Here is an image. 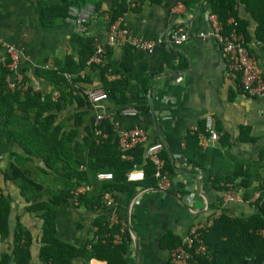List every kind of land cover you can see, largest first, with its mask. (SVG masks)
I'll list each match as a JSON object with an SVG mask.
<instances>
[{
  "label": "crops",
  "instance_id": "obj_1",
  "mask_svg": "<svg viewBox=\"0 0 264 264\" xmlns=\"http://www.w3.org/2000/svg\"><path fill=\"white\" fill-rule=\"evenodd\" d=\"M66 1L95 8L96 15L89 26L90 38L104 45L110 17L114 7L122 2L120 0H0V61L6 57L2 44L12 45L20 54L9 81L19 77L28 90L52 94L53 101L58 95L53 91V84L42 74L52 72L59 75V67H63L67 57H74L77 53L74 36L63 22ZM123 1L128 11L116 21H120L131 38L152 42L156 44L155 49L152 54L129 46L110 49L101 68L91 71L87 67L80 73L75 88L84 94L101 89L103 79L113 83L107 81L108 76L126 82L125 102H105L104 115L113 124V129L114 125L116 129L143 126L148 132L149 143L164 144L161 157L169 165L165 172L170 187L164 193L156 186L143 187L141 182H133L134 187L128 192L112 195V206L103 205L102 210L95 212L78 207L76 201L73 204L80 218H89L92 237L94 221L101 213L107 219L116 215L125 222L123 231L120 227L121 233L116 235L121 241L125 232L129 235L128 264H169L166 246L172 240L182 242L194 225L208 223L220 214L250 217L256 212V200L264 202V102L245 97L240 78L226 79L225 62L215 40L199 36L211 31L210 7L205 0ZM237 10L239 17L248 22L252 39L247 49L259 63L264 77V42L255 38L256 25L243 6H238ZM175 27L184 28L191 37L180 48L169 41L168 35ZM100 69H104L103 74ZM6 84V90L11 93ZM124 108L137 110L139 118L121 117L120 111ZM77 111L74 105H63L60 114L64 112L69 118ZM91 112L96 115L94 110ZM66 124L71 126L72 122ZM201 128L203 131L197 132ZM209 130L215 133L216 140L200 148L198 141L201 136L206 138ZM195 132L201 150L215 151L213 154L209 151L210 155L202 162L201 168L194 167L184 154L185 141ZM18 151L5 131V117L0 113V194L11 200V232L19 222L33 236L31 263L37 264L35 254L39 248L37 238L41 221L22 210L17 187L3 177L11 162L10 155ZM210 169L219 178H230L234 173L247 174L249 181L252 180L251 187L258 190L250 199L244 200L242 190L233 187L239 178L233 183L212 185ZM217 187L223 188L218 190ZM71 202L60 205L58 217H65ZM58 227V239L78 247L86 243L84 240L79 244L80 237L77 236L73 242L63 232L64 228L59 232ZM12 248V237L0 241V255ZM71 264H81V259H75ZM91 264L105 262L93 259Z\"/></svg>",
  "mask_w": 264,
  "mask_h": 264
},
{
  "label": "trees",
  "instance_id": "obj_2",
  "mask_svg": "<svg viewBox=\"0 0 264 264\" xmlns=\"http://www.w3.org/2000/svg\"><path fill=\"white\" fill-rule=\"evenodd\" d=\"M114 7L109 24L127 13L125 1L120 0ZM210 13L215 14L222 23L225 32L234 29L245 40V46L251 41L248 22L241 19L238 6L242 5L256 25L255 38L264 42V0H205ZM73 2H64L66 9ZM66 12V11H65ZM65 15V14H64ZM232 19V22L229 20ZM77 53L67 57L59 75L46 72L44 79L50 81L57 93L53 101L52 94H42L28 90L9 92L5 88L3 74L5 69L0 65V113L5 117V131L11 141L17 145L18 152L10 155L11 162L3 172L5 181H10L19 191L25 203V211L34 214L40 221V236L37 240V258L41 264H71L81 259V264H90L91 260L105 264H128L126 260L129 235H123L120 243H114V236L120 234V226L109 227L108 219L100 214L94 221L93 237L83 246L78 247L62 241L57 235V214L63 202L74 198L73 192L80 186L87 185L92 189L76 197L77 206L95 212L102 210L103 197L106 193L116 196L134 187L128 182L127 173L134 168H142L145 179L143 187L157 185L154 176L155 168L145 158L147 145H139L130 155L133 161L122 159L118 150L117 137L108 120L96 121L91 113L92 108L86 95L76 90L80 73L87 69V62L94 53L93 40L74 36ZM95 67H90L93 71ZM104 69H100L102 74ZM64 75H69V81ZM74 77V78H73ZM86 77V76H85ZM109 102H125L126 82L107 83L102 87ZM53 93V92H52ZM74 105L78 111L71 117L58 121L62 106ZM89 122L86 123V119ZM67 122H72L71 126ZM99 131L100 134H96ZM202 132V128L197 132ZM186 139L185 157L194 167H203L202 162L210 155V149L201 150L197 145L196 133ZM246 132V129H242ZM215 153V151H210ZM213 159L209 160L212 164ZM169 170L167 160L164 171ZM98 173H112V180L97 179ZM211 183H233L234 188L242 190L241 197L248 200L257 187H251L252 180L247 174L234 173L230 178H219L212 169ZM256 177H251L255 179ZM223 187H217L221 190ZM217 205H215V208ZM256 212L250 217H230L220 214L212 219L211 226L203 235V244L208 254L196 259L197 264H264V202H255ZM10 197L0 194V241L12 237V250H5L0 255V264H31L30 254L33 240L30 232L19 222L11 232ZM19 221V218H17ZM170 237L167 238V242ZM181 246L179 240H172L166 247L170 250Z\"/></svg>",
  "mask_w": 264,
  "mask_h": 264
},
{
  "label": "built area",
  "instance_id": "obj_3",
  "mask_svg": "<svg viewBox=\"0 0 264 264\" xmlns=\"http://www.w3.org/2000/svg\"><path fill=\"white\" fill-rule=\"evenodd\" d=\"M134 0H126L130 3ZM66 12L63 17L64 24L70 29L75 37L90 38L89 26L90 22L96 15L95 8L89 4L76 5L74 3L66 6ZM179 9V8H178ZM208 20L211 26V31L208 34L200 33L199 36L203 39L212 38L215 40L221 58L226 66V79L236 80L240 78L242 93L245 97L264 102V77L259 63L253 57L245 46L244 37L237 33L234 29L225 32L222 23L218 20L215 14L210 13ZM169 41L171 44L180 48L190 41L189 35L182 27H175L169 33ZM152 42H145L137 38H131L128 32L121 26L120 21H115L108 26V37L104 45H101L93 40L94 53L87 62L88 67L101 68L104 64L105 56L110 49L131 47L135 50L152 54L155 49ZM5 50L6 57L0 61V65L5 69L3 74L4 81L11 92L20 91L25 93L28 87L25 82L21 81L19 77L10 80V75L16 68L19 52L12 46L2 44ZM70 81L71 77L67 76ZM119 78L108 76V82H115ZM92 110L96 113V121L102 122L108 120L104 115V103L107 102L108 96L103 89H96L85 93ZM120 116L124 118L137 119L140 113L132 108H124L120 111ZM109 121V120H108ZM111 123V122H110ZM112 124V123H111ZM113 126V124H112ZM114 132L117 137L118 150L122 153V159L133 161L134 157L130 152L139 145L146 144L147 150L145 158L149 159L154 168V176L157 179L156 188L164 193L169 191V178L164 171V161L162 159V152L164 144L162 142L149 143L148 132L143 126H133L127 129H116L114 125ZM96 134H100L96 131ZM216 140V135L209 130V135L201 136L198 141L199 147H205L208 142ZM128 182H142L145 175L142 168H134L127 173ZM97 179L101 181L112 180V173H98ZM92 188L87 185L78 187L74 192V197L83 194ZM103 205L110 207L114 203L111 193H106L103 197ZM210 222L205 224H196L191 227L187 237L181 242V246L169 251V264H197L196 259L204 257L208 254L207 247L203 244V235L211 226ZM108 225L112 227L119 225L121 230L125 228L124 221L119 219L116 215L108 216ZM121 238L119 235L114 236V243H120ZM91 264V261H90Z\"/></svg>",
  "mask_w": 264,
  "mask_h": 264
},
{
  "label": "rangeland",
  "instance_id": "obj_4",
  "mask_svg": "<svg viewBox=\"0 0 264 264\" xmlns=\"http://www.w3.org/2000/svg\"><path fill=\"white\" fill-rule=\"evenodd\" d=\"M63 118H67V115L65 117V113L64 112L62 114L59 113L58 114V121L62 120ZM71 200H72V202L70 204L71 206H70V208H68V211L66 212L65 217L64 216L58 217V214H57L58 221L56 220V223H57V226H59L58 227V231L59 232H60V230H62L64 228L63 232H65V234L68 235V237H70L73 242H74L75 236H77L78 238L80 237L79 238L80 241H78L79 244H82L83 242H85L84 240H86V242H87L92 237L91 234H90L91 231L89 230L90 220H89V218L87 219V216H83L82 218H80L81 216L78 213L79 211H76L74 209V207H76L74 205L75 204L74 201H76L75 197L73 199H71ZM21 204H22L21 208L23 207L22 210L24 211L25 210V203L23 202L22 199H21ZM83 215H84V213H83ZM86 215H88V214H86ZM38 227H39V220H38V222L36 224V228L35 229L38 230ZM40 227H39V230H40ZM38 233L40 234V231ZM31 237H32V240L34 241V238H33L32 235H31ZM38 239H39V237L37 238V240ZM39 248H40V245H39ZM31 254H30V256H31ZM37 254H38V249L36 250V254H35L36 258H37ZM37 261L39 262L38 258H37ZM30 263H31V257H30ZM37 264H41V263L39 262Z\"/></svg>",
  "mask_w": 264,
  "mask_h": 264
}]
</instances>
